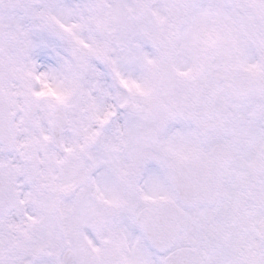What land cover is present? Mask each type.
<instances>
[{"label":"snow or ice","instance_id":"6c2138e0","mask_svg":"<svg viewBox=\"0 0 264 264\" xmlns=\"http://www.w3.org/2000/svg\"><path fill=\"white\" fill-rule=\"evenodd\" d=\"M0 264H264V0H0Z\"/></svg>","mask_w":264,"mask_h":264}]
</instances>
